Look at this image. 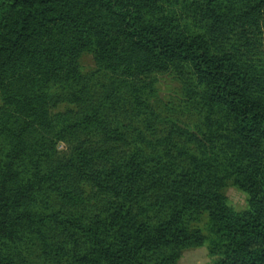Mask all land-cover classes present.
<instances>
[{
  "label": "trees",
  "instance_id": "1",
  "mask_svg": "<svg viewBox=\"0 0 264 264\" xmlns=\"http://www.w3.org/2000/svg\"><path fill=\"white\" fill-rule=\"evenodd\" d=\"M0 101V264H264V0H0Z\"/></svg>",
  "mask_w": 264,
  "mask_h": 264
},
{
  "label": "rangeland",
  "instance_id": "2",
  "mask_svg": "<svg viewBox=\"0 0 264 264\" xmlns=\"http://www.w3.org/2000/svg\"><path fill=\"white\" fill-rule=\"evenodd\" d=\"M80 63L84 71H91L95 68L94 61L88 54H84L81 57ZM159 79V86L162 94H166L169 90L172 91L176 87V83L168 76H162ZM224 194L235 209H243L246 206L247 196L237 186L231 184L227 185L224 188ZM218 259V255H211L207 246L202 245L184 249L181 256L177 259L176 264H214Z\"/></svg>",
  "mask_w": 264,
  "mask_h": 264
}]
</instances>
